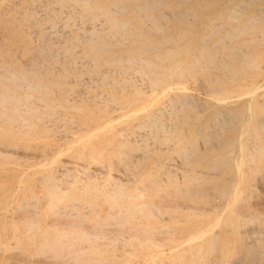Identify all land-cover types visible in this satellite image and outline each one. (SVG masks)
<instances>
[{"label":"rangeland","instance_id":"374dc122","mask_svg":"<svg viewBox=\"0 0 264 264\" xmlns=\"http://www.w3.org/2000/svg\"><path fill=\"white\" fill-rule=\"evenodd\" d=\"M92 1L0 0V71L30 63L49 89L0 76V90L29 96L0 115V264H264V0L121 11ZM113 16L132 19L148 41L182 30L179 42L200 46L226 33L240 51L180 78L191 104L177 105L169 95L180 90H161L142 63L87 51L94 31L122 46L110 34ZM97 142L101 150H90ZM54 233L67 234L63 246Z\"/></svg>","mask_w":264,"mask_h":264},{"label":"bare ground","instance_id":"6f19581e","mask_svg":"<svg viewBox=\"0 0 264 264\" xmlns=\"http://www.w3.org/2000/svg\"><path fill=\"white\" fill-rule=\"evenodd\" d=\"M83 4H90V3H93L92 2H89L90 0H81ZM135 0H110V1H107L106 3V10H113V11H121V10H126L127 9V5H130L132 4L133 8L135 9H140V10H144L145 9H156V6L157 4H168L169 1L168 0H144L142 2H138V3H135L134 2ZM161 1V2H160ZM183 0H176L177 3H181ZM215 2V1H214ZM135 3V4H134ZM240 3V2H239ZM180 5V4H179ZM183 5V4H182ZM211 5V4H210ZM235 6V5H234ZM179 7V6H178ZM165 10H163L164 12ZM184 11V10H183ZM235 11V9H234ZM239 11V10H238ZM164 13H167V11H165ZM175 13V12H174ZM170 14V13H169ZM152 15L154 17H159L161 15V13L159 12H154L152 13ZM163 15V13H162ZM176 15V14H175ZM145 16H148L145 15ZM145 16H141L139 15L138 16V20L139 21H143V18ZM192 16V15H191ZM230 18H235L233 15H229ZM108 19H110V25L115 27V29L112 31V33H110L111 35H114L115 37H117L116 39V43H119L121 44L122 46H115V47H111L110 45H106L105 44V41H104V34L102 32H92L91 34V37H92V45L87 48V51L89 52H93V53H97V54H106L105 56L103 55L102 57L104 58H110V59H114L116 61H124V62H133V61H137L139 64H143L146 68H147V71L146 73L150 74L151 75V80L154 82V83H158L159 85H161V90L163 91H166L164 90V88H178L180 91L179 93H175V94H170V99L174 102L178 101L177 102V105H181L179 104V102H181L182 104L186 103L188 104H191V101H190V98L188 94H186L184 92V88H185V85H183V83L181 82L180 78H183V77H186L187 74H190L192 73V71H195L196 69L197 70H201V67H204V66H209V67H212L213 65L217 68V65L219 66V63H218V59L219 58V55L218 54H224V52L226 51V55H229L230 53H234L235 55L240 51L239 47L235 44V43H229L224 40V36L227 35L226 33H222L219 35L218 39L216 40L215 43H205V40H199L197 41V43H199L200 46L196 45L195 43H187L186 41H181L179 42V37L183 34L182 30H179V28H181L180 26L178 27V32L174 33L172 32L171 30L167 31L166 33H158L156 34V36L160 37L161 39L158 40V39H154V40H151V41H148V39L144 38L143 39V36H145V31H143L141 29V27L139 26H135V23L132 22L133 20L132 19H129V17L127 18H121V17H118V16H113V17H107ZM182 18V17H181ZM180 18V20H181ZM3 19V18H2ZM7 19V18H6ZM229 19V18H228ZM5 20V19H3ZM2 20V21H3ZM9 20V18H8ZM168 20V19H167ZM130 21L134 24H131ZM247 21V20H246ZM4 22V21H3ZM197 23V22H196ZM227 23V22H226ZM3 24V23H2ZM180 24H181V21H180ZM217 24V23H215ZM179 25V24H178ZM207 26V25H206ZM218 26V25H217ZM216 26V27H217ZM220 26V25H219ZM240 26V25H239ZM4 27V26H3ZM153 27L156 29V30H159L161 27L159 25V23H154L153 24ZM210 27V26H209ZM168 28V27H167ZM231 28V27H230ZM251 28V27H250ZM187 29V28H186ZM185 29V30H186ZM212 29H215V28H212ZM211 29V30H212ZM217 29V28H216ZM215 29V31H216ZM219 30V29H218ZM229 30V28L227 29ZM240 30V28H239ZM252 30V29H251ZM250 30V31H251ZM244 31V30H243ZM247 31V29H246ZM249 31V32H250ZM213 32V30H212ZM220 32V31H219ZM222 32V31H221ZM232 32V31H231ZM235 32V31H234ZM237 32V31H236ZM235 32V33H236ZM215 33V32H214ZM217 33V32H216ZM109 34V35H110ZM126 34H129L130 35V39L129 40H121L120 39V36L121 35H126ZM237 34V33H236ZM104 35V36H103ZM232 35V33H231ZM230 35V36H231ZM239 34H237L238 36ZM233 37V36H232ZM231 38V37H230ZM238 39V38H237ZM158 42L160 44H158ZM127 44L126 46H123ZM7 48V47H6ZM53 49V48H52ZM45 50V49H44ZM46 51V50H45ZM141 52H146L148 53V56L147 57H141L139 56V54ZM35 53H36V49H35ZM214 53V54H213ZM239 54V53H238ZM37 55V54H36ZM185 55H190L191 56V59L189 60H186L185 59ZM243 55V54H242ZM249 56V55H248ZM200 57H205V61H201L200 60ZM94 59H99L100 57H93ZM34 59V58H33ZM220 59V58H219ZM38 60V58H37ZM222 60H223V57H222ZM135 61V62H136ZM25 62V61H24ZM39 62V61H37ZM88 62V61H87ZM86 62V63H87ZM96 62V61H95ZM93 62V63H95ZM105 62V61H104ZM221 62V61H220ZM246 62V61H245ZM49 63V61H48ZM83 63V62H82ZM222 63V62H221ZM256 63V62H255ZM30 65V63H28ZM27 64V65H28ZM34 64V63H33ZM91 64V63H90ZM99 64V62H98ZM27 65H24L20 68H18V70H15L14 73L12 72H9V73H2L0 71V76H5V79L4 80H7V79H10L12 76V80H10V83L11 82H14L17 84V85H20V86H28L29 88L33 89V90H39L38 92H47L49 91L48 88L44 87L43 84H41L40 82H38L36 80V78H40V75L36 72V71H31V70H28L30 68H27L29 66ZM32 65V64H31ZM3 66L5 65H2L0 64V67L2 68ZM27 66V67H26ZM33 67H31L32 69ZM218 69V68H217ZM104 70V69H103ZM102 70V71H103ZM199 70V71H200ZM76 72L78 70H75ZM5 72V71H3ZM100 72V71H99ZM202 72V70H201ZM64 73V72H63ZM239 74V73H238ZM237 75V73H236ZM51 76V75H49ZM136 76V75H135ZM47 77V76H46ZM197 77V76H196ZM196 77H194L196 79ZM199 79H201L199 76H198ZM233 78V77H232ZM51 80L49 81H44V82H50L52 81V76L50 78ZM170 79H173L172 81L168 82V80ZM191 80V79H190ZM197 80V79H196ZM188 80H186L187 82ZM192 81V80H191ZM199 81V80H197ZM202 81V80H201ZM200 81V82H201ZM5 81H1L0 83H3ZM9 83V82H8ZM144 83V82H143ZM151 83V82H149ZM203 83V81H202ZM205 83V82H204ZM57 85H64L65 82H61L60 81H56ZM88 84V83H87ZM147 84V83H146ZM204 85V84H203ZM151 86V85H150ZM152 87V86H151ZM264 87V86H263ZM262 87V88H263ZM216 89V86L214 87ZM24 89V87H23ZM48 89V90H47ZM66 89V88H65ZM157 89V88H156ZM186 89V88H185ZM219 89V87L217 88ZM158 90V89H157ZM168 90V89H167ZM54 92V91H53ZM62 93V92H61ZM55 94V92H54ZM53 94V95H54ZM249 94V93H248ZM160 95V94H159ZM157 95V97L159 96ZM195 98V97H193ZM29 99V96H27L25 93H17L15 90L11 89L10 91H3V90H0V115H7V112H3V108H4V103L6 102H12L10 104V107L11 108H14L16 109L17 108V105H20L22 107H24V101L28 100ZM24 100V101H23ZM44 100V99H43ZM153 100V99H152ZM151 100V101H152ZM193 100V99H192ZM46 101V100H44ZM150 101V102H151ZM164 102L166 100H163ZM171 101V102H172ZM155 102V101H154ZM167 103V102H165ZM62 104V102H61ZM151 104V103H150ZM149 104V105H150ZM168 104V103H167ZM172 104V103H171ZM148 105V106H149ZM174 106V105H171L173 106L174 108L178 109V107ZM29 108L31 109V111L35 112V110H37V105L36 103L34 105H28ZM169 106V104H168ZM167 107V106H166ZM25 108V107H24ZM146 107H144L143 110H145ZM170 108V107H169ZM248 108V107H247ZM52 109V106L48 108V110H51ZM137 109H139L138 107L136 109L133 110L136 111ZM168 109V108H167ZM264 109V108H262ZM226 110V109H225ZM73 111V110H71ZM221 111V109H220ZM38 113V110L36 111ZM41 112V111H40ZM39 112V113H40ZM172 112V111H171ZM224 112V111H223ZM264 112V111H263ZM172 113H175V112H172ZM172 113L170 115H172ZM30 114V113H29ZM221 114H224V113H221ZM262 114V113H261ZM19 116V115H18ZM166 116V115H165ZM173 116V115H172ZM224 116V115H223ZM229 116V115H228ZM45 117V116H44ZM157 118H160V116H158V113H155V111H152L151 112V122L155 125L158 126V124L156 123V120H158ZM224 118V117H223ZM226 118V117H225ZM261 118H263V116H261ZM21 119V118H20ZM76 118H72L73 121H76L75 120ZM78 120V119H77ZM150 120V119H148ZM226 120V119H225ZM261 120V119H260ZM259 120V121H260ZM19 121V119H18ZM26 122L28 120H25ZM142 120H140L141 122ZM263 121V120H262ZM29 122V121H28ZM109 123V122H108ZM162 123V122H161ZM263 123V122H262ZM24 124V122L22 123ZM143 124V123H142ZM25 125V124H24ZM23 125V126H24ZM107 125V124H106ZM219 125V124H218ZM104 126V125H103ZM154 127V126H153ZM164 127V126H163ZM162 127V128H163ZM97 128V127H96ZM94 129L93 131L99 129ZM209 128H210V125H209ZM24 129V128H22ZM34 129V128H33ZM101 129V128H100ZM32 130V129H31ZM88 132H89V129H87ZM152 132H153V128L151 129ZM214 130V129H213ZM217 129H215L214 131H216ZM28 131V130H27ZM35 132L36 130H32V132ZM92 130L90 132H93ZM207 131V130H206ZM218 131V130H217ZM216 131V132H217ZM26 132V131H25ZM89 132V133H90ZM159 132V131H158ZM157 132V134H158ZM219 132V131H218ZM36 134V133H35ZM33 135V134H32ZM119 136H122L119 134ZM166 138V137H165ZM121 142V141H120ZM122 142H123V139H122ZM122 144V143H121ZM125 145V144H124ZM256 145V144H255ZM37 146V145H36ZM17 147V146H16ZM101 144L99 142H97L96 144H90V150H96V151H100L101 150ZM123 148V146L121 147ZM128 148V147H127ZM125 149V148H124ZM124 149L122 150L124 153H125V157L127 156V159H128V155H126L128 152L127 151H124ZM121 150V149H120ZM119 152V151H118ZM48 153V152H47ZM15 154V153H14ZM16 155V154H15ZM123 155V154H122ZM188 155V154H187ZM103 156V155H102ZM92 157V156H91ZM119 157V156H118ZM124 157V158H125ZM17 158V157H16ZM120 158V157H119ZM122 158V157H121ZM130 158H133L134 157H130ZM129 158V160H131ZM112 160V159H111ZM137 160H140V159H137ZM229 160V159H228ZM128 160H124L123 162H127ZM143 161V160H142ZM122 162V163H123ZM129 162V161H128ZM131 162L133 164H135L133 162V160H131ZM136 165V164H135ZM131 167V165H130ZM132 168V167H131ZM134 170V169H133ZM164 173V172H163ZM75 176V175H74ZM207 176V175H206ZM87 180H93L94 176L93 175H89L86 177ZM164 179V178H163ZM162 179V180H163ZM72 182V180H71ZM74 182V181H73ZM118 183V182H117ZM112 185V184H110ZM113 187V185H112ZM60 189H63L62 186H60ZM114 190V189H113ZM190 190V189H189ZM107 193H112L111 190H107L106 191ZM116 209V208H115ZM114 209V210H115ZM112 212V211H111ZM243 215V214H242ZM111 223V222H110ZM72 225V224H71ZM256 229V228H255ZM249 229L246 230V232L248 231ZM250 231H248L247 233H250ZM256 232V230H255ZM259 232V231H257ZM78 233V232H77ZM216 234V233H215ZM54 235L56 236V239H58L59 243H58V246H63L66 242L65 240L66 239H63L62 236H66L67 234L65 233H54ZM251 235V234H250ZM264 235V234H262ZM208 236V235H207ZM135 237V236H134ZM105 240V239H104ZM56 240V242H58ZM68 241V239H67ZM85 241V240H83ZM95 241V239L93 238H89V239H86V242H81L80 240L79 241H76L71 244L73 245H76V251L78 250H81L80 247H86L87 245V242L88 243H93ZM95 249V248H94ZM87 250V249H86ZM208 258V257H207ZM95 259H98V258H95ZM100 260V259H99ZM152 260V259H151ZM217 262V261H216ZM237 262V261H236ZM218 264V263H216Z\"/></svg>","mask_w":264,"mask_h":264}]
</instances>
